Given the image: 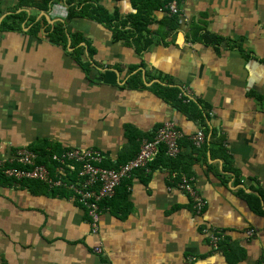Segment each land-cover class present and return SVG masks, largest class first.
Masks as SVG:
<instances>
[{
  "label": "crops",
  "instance_id": "crops-1",
  "mask_svg": "<svg viewBox=\"0 0 264 264\" xmlns=\"http://www.w3.org/2000/svg\"><path fill=\"white\" fill-rule=\"evenodd\" d=\"M98 1L122 16L136 9L135 0ZM18 2L0 0V24ZM179 3L180 25L170 34L164 9H152L148 28L166 35L141 52L89 17L68 22L67 47L43 30L27 32L28 17L21 31H0V158L46 142L59 151L97 148L102 165L115 167L172 121L185 135L205 130L211 143L206 156L193 155L203 212L170 170L137 171L117 187L93 236L69 198L0 179V264H264V213L252 211L259 204L264 212V0ZM60 4L67 7L61 0L25 12L53 23L65 18ZM206 32L223 40L206 42ZM75 34L89 71L72 55ZM134 74L139 79L128 83ZM156 85L188 95L202 116L178 109ZM221 136L230 165L215 145ZM205 227L226 231L217 249ZM98 243L102 253L94 254Z\"/></svg>",
  "mask_w": 264,
  "mask_h": 264
},
{
  "label": "trees",
  "instance_id": "trees-1",
  "mask_svg": "<svg viewBox=\"0 0 264 264\" xmlns=\"http://www.w3.org/2000/svg\"><path fill=\"white\" fill-rule=\"evenodd\" d=\"M60 1L61 0H19L16 8L12 10V14H9L2 20L0 24V31H21L23 27L22 23L24 21L26 22V19L28 17L27 21L30 24V27L27 32H29L30 34L37 35L40 31L43 30L45 31L46 36L52 43L62 44L64 47H67V43L70 38L67 29L68 22L75 17H89L107 26L112 32L113 41L125 39L130 44H134L138 52H141L153 43L160 40H164V38L162 37L166 35H158L157 33L151 31L148 28L150 24L149 13L152 11L153 8L164 9L166 14L162 18L161 26L167 27V34H170L172 31L177 30L180 25V14H173L166 7V5L173 0H135V12L130 13L126 16L120 15L117 10H108L102 4H100L98 0H62L67 5L68 14L65 18H59L53 23H47L46 21H42V19L38 20L37 16L28 15L27 12H25L26 8L48 11L51 7L54 8L55 5ZM178 2H180V0H178ZM20 7L23 9L18 11L17 9H19ZM195 32L199 33V27L195 28ZM202 37L206 42H210L213 44H219L223 40V38L218 37L216 35H212L209 32L204 33ZM81 39L82 37H80V35H72L73 42L71 44V47H75V49L72 51V55L77 59L78 62L82 64L81 66L84 68V70L89 71V62L84 61L83 58L85 48L84 46L79 45ZM88 51L90 55L93 52L91 47H89ZM138 79L139 75L134 74L128 79V83L134 84V82H136ZM156 87L161 96L167 97L168 100L170 99L178 107V109H180L187 115L192 116L196 119L198 115L202 116V108H200L199 103H195L192 100H190L188 103H184L183 99L180 98L181 91L179 89L173 87H163L161 85H156ZM153 136L154 134L152 135V137ZM215 140H217L215 145L222 152V159L226 164L230 165V157L227 153H225L226 150L224 149V137L221 136L220 138ZM42 144L45 145H37L34 147L32 146L28 149L38 153L40 158L38 163L46 166L47 169L52 174H54L57 166L55 164L50 163V157L59 154L63 150L59 151L57 146L54 147L46 142H42ZM209 145H211V143H209V141L207 140L202 147L196 148L187 139H183L182 141H180L179 145L180 154L176 158H170L166 153L165 147H162L156 157V160L150 163V169L153 171L160 168H166L170 170L173 178V183L177 184L184 175L188 178H191L193 174L192 166L197 161V158H194L193 155L202 152L204 153V156H206V152L209 149ZM185 150L190 151V156L184 153ZM136 155H134L133 157H135ZM101 166L105 168H117L119 165L111 167L109 165L107 166L101 164ZM76 172L73 174V180L76 177ZM0 179H3V181L6 180L7 182H12L14 185L20 187H28L29 185L34 184L36 186L42 187L48 194L62 196L66 199H68L70 195L65 190L50 191L46 188V186L36 182L18 183L15 180L8 179L7 177L1 174ZM124 181H122L121 184ZM113 197L111 199H113ZM111 199L104 201L101 206H105L108 208V210H110L111 206L109 205V201ZM252 211L257 213H264L261 211L259 204L256 208H252Z\"/></svg>",
  "mask_w": 264,
  "mask_h": 264
},
{
  "label": "built area",
  "instance_id": "built-area-1",
  "mask_svg": "<svg viewBox=\"0 0 264 264\" xmlns=\"http://www.w3.org/2000/svg\"><path fill=\"white\" fill-rule=\"evenodd\" d=\"M58 7L62 17H66L67 7L62 4ZM166 7L173 14L181 12L178 0L170 1ZM181 99L184 103L190 101L188 95L184 94ZM183 139H187L194 147L200 148L206 143L207 135L203 130L185 135L177 129L174 122L166 121L155 131L152 138L143 141L135 157L117 168L101 166L103 155L97 148H66L50 157V163L57 166L54 174L46 166L38 163L40 160L38 153L28 148H20L10 156L0 159V174L18 183L36 182L46 186L50 191H67L70 194L68 198L85 212L90 233L96 236L100 216L108 210L107 207L101 206L102 203L111 199L121 182L130 179L137 171L148 174L151 170L150 163L162 147H165L170 158H176L180 154L179 145ZM75 172L76 177L73 180ZM177 187L189 195L197 214L203 212L207 201L194 188L193 178L183 176L177 183ZM204 232L210 244L216 249L226 237L224 229L211 230L205 227ZM251 234L253 230H249V235ZM101 246L100 243L95 244L92 246V252L101 254Z\"/></svg>",
  "mask_w": 264,
  "mask_h": 264
},
{
  "label": "rangeland",
  "instance_id": "rangeland-1",
  "mask_svg": "<svg viewBox=\"0 0 264 264\" xmlns=\"http://www.w3.org/2000/svg\"><path fill=\"white\" fill-rule=\"evenodd\" d=\"M13 153V152H12ZM5 157H1L0 159H4Z\"/></svg>",
  "mask_w": 264,
  "mask_h": 264
}]
</instances>
